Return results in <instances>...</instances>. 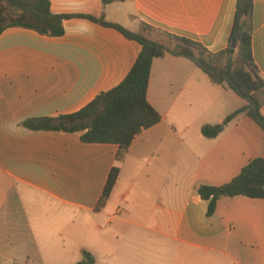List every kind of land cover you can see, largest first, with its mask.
<instances>
[{
    "label": "crops",
    "instance_id": "crops-1",
    "mask_svg": "<svg viewBox=\"0 0 264 264\" xmlns=\"http://www.w3.org/2000/svg\"><path fill=\"white\" fill-rule=\"evenodd\" d=\"M137 32L139 23L217 53L228 46L236 0H48ZM60 37L23 28L0 34V264H76L81 251L105 264H264V199L221 198L210 217L198 188L221 186L264 159V130L244 105L190 61H152L146 100L161 121L142 130L122 161L118 146L80 133L32 131V118L75 113L117 86L141 47L86 18L63 20ZM252 59L264 80V0H253ZM234 102V105H233ZM264 114V108L261 110ZM118 179L96 209L111 169ZM104 220V222H103Z\"/></svg>",
    "mask_w": 264,
    "mask_h": 264
},
{
    "label": "trees",
    "instance_id": "trees-1",
    "mask_svg": "<svg viewBox=\"0 0 264 264\" xmlns=\"http://www.w3.org/2000/svg\"><path fill=\"white\" fill-rule=\"evenodd\" d=\"M123 0H101L108 5ZM253 0H236L228 46L217 53L208 52L200 44L160 32L139 23L137 32L98 19L79 15H54L48 0H0V34L7 28H23L40 35L60 37L64 34L63 20L86 18L103 27L113 28L125 38L136 41L141 50L125 78L111 90L98 94L79 111L55 118H32L21 123L32 131L80 133L86 144L118 146L116 161H122L133 139L144 129L161 121L160 114L146 100L152 61L166 54L192 62L214 85L233 91L245 103L215 125H203L205 138H215L236 116L243 114L264 130V80L254 66L251 45ZM233 44V47H232ZM119 176L114 166L107 178L96 209L104 206ZM201 199L208 202L207 216L213 215L221 198L244 196L264 199V159L255 158L245 165L230 182L221 186L203 185L198 188ZM76 264H95V257L86 250Z\"/></svg>",
    "mask_w": 264,
    "mask_h": 264
},
{
    "label": "rangeland",
    "instance_id": "rangeland-1",
    "mask_svg": "<svg viewBox=\"0 0 264 264\" xmlns=\"http://www.w3.org/2000/svg\"><path fill=\"white\" fill-rule=\"evenodd\" d=\"M199 72L202 74V76L203 77H206L207 78V76L201 71V70H199ZM220 87H222V86H220ZM225 88V87H224ZM225 89H227V88H225ZM229 93H230V95H231V97H232V99H233V101H234V99H235V101H238L237 99L239 98L233 91H231L230 89H229ZM238 97V98H237ZM240 101V103H243V101L240 99L239 100ZM233 105H234V102H233ZM103 222H104V220H103ZM116 263V261L115 260H113L112 262H111V264H115ZM96 264H105V262L103 261V259H101L99 256H98V261L96 262Z\"/></svg>",
    "mask_w": 264,
    "mask_h": 264
},
{
    "label": "water",
    "instance_id": "water-1",
    "mask_svg": "<svg viewBox=\"0 0 264 264\" xmlns=\"http://www.w3.org/2000/svg\"><path fill=\"white\" fill-rule=\"evenodd\" d=\"M232 47H233V44H232Z\"/></svg>",
    "mask_w": 264,
    "mask_h": 264
}]
</instances>
